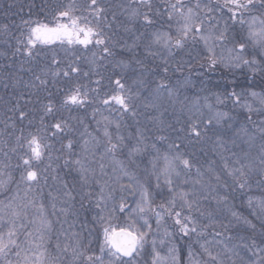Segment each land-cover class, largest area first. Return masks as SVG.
Segmentation results:
<instances>
[{"label": "trees", "instance_id": "trees-1", "mask_svg": "<svg viewBox=\"0 0 264 264\" xmlns=\"http://www.w3.org/2000/svg\"><path fill=\"white\" fill-rule=\"evenodd\" d=\"M192 8L201 15L184 22ZM255 15L264 25V0H0V204L21 214L44 206L42 218L63 234L80 224L81 264L101 258L112 197L113 227L144 213L150 237L172 233L183 255L188 212L203 221L223 195L236 210L229 218L242 220L249 195L264 196V45L247 19ZM59 24L88 29L90 41L32 36ZM0 218V262L16 263L29 220L25 228ZM66 236L45 239L52 253L60 244L63 264H79Z\"/></svg>", "mask_w": 264, "mask_h": 264}, {"label": "rangeland", "instance_id": "rangeland-1", "mask_svg": "<svg viewBox=\"0 0 264 264\" xmlns=\"http://www.w3.org/2000/svg\"><path fill=\"white\" fill-rule=\"evenodd\" d=\"M200 8L203 12L205 11L204 7ZM137 13L138 9L132 10V14L137 15ZM185 14L186 17L182 16L183 21L185 22L189 19V23L201 15V10L192 8V10H188ZM247 19L251 29L254 31H252V34L255 37L258 36V39L256 38L253 42L257 45L258 40L261 45H264V25L261 19L257 15ZM32 36L36 41L41 43L69 41L86 44L91 39L90 31L77 24L40 26L33 29ZM240 58L241 56L237 55V61ZM31 177H35L34 173L31 174ZM252 190L248 189L250 192ZM208 197L210 198L208 195L205 197V201ZM221 197L216 198L220 202L216 205V210L212 209L211 205H209L210 208L207 207L208 210L205 212V219L203 221L196 218V213L188 212L193 225L190 224V226H186L184 229V233L189 235V245L185 255L181 251L180 243H175L176 239L172 236V233L168 232L166 238L159 235L150 237L151 220L144 213L138 214V216L131 220V227L126 228L136 232L140 239L137 254L128 260H123L122 257H119L110 246L112 233L120 229L110 224L113 219L112 217L117 215L116 201L113 197L110 198L107 202L105 201V207L102 208L104 211L101 217L102 219L104 218L105 221L103 222L107 223V227L103 233L101 258L97 264H264V196H257L256 194L254 196L251 193L245 204L238 207V210L246 214H244L242 220L236 223L229 218L235 215L236 210L231 209L230 206L225 204L227 203V197L224 198L223 195ZM146 201H148L147 197H145ZM27 209L32 210L33 207L27 206ZM45 209L46 207L42 206L41 210L38 209L35 213H28L27 211V214L24 212L21 214L15 207L10 208L0 204V214L3 218L11 220L19 218L25 228L27 220H29L27 238H25L27 254L22 255L21 259H19L18 252L12 253L10 257H17L18 261L15 263V261L9 260L7 264H51V261L52 264H63L65 259H61L60 257L63 255L62 252H59L61 248L60 244L57 243L55 245L54 253L48 247L49 243L45 237L49 233H54V235L62 233V235L66 234V237H70L71 239L67 242V246L72 247L73 252L76 253L75 260H78L79 264L83 262L84 257H80L79 255L85 248L84 237H82L83 232H85L84 229L80 224L77 225L75 223L74 230H70V235L69 233L63 234L64 229L60 230L58 227L57 230V227H54L50 220L42 218ZM156 218V224H159V214L156 215ZM0 221H2L1 218ZM248 227L251 231L246 230ZM193 230H200L203 233L207 232V238L204 240V235H194L191 237L190 233H194ZM13 242H15V239Z\"/></svg>", "mask_w": 264, "mask_h": 264}, {"label": "water", "instance_id": "water-1", "mask_svg": "<svg viewBox=\"0 0 264 264\" xmlns=\"http://www.w3.org/2000/svg\"><path fill=\"white\" fill-rule=\"evenodd\" d=\"M139 236L126 228L115 230L110 239V246L120 257L131 259L139 250Z\"/></svg>", "mask_w": 264, "mask_h": 264}]
</instances>
